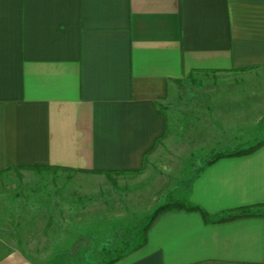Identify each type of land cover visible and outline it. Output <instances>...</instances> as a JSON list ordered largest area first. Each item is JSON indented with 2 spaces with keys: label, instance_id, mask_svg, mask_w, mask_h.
Masks as SVG:
<instances>
[{
  "label": "crops",
  "instance_id": "obj_1",
  "mask_svg": "<svg viewBox=\"0 0 264 264\" xmlns=\"http://www.w3.org/2000/svg\"><path fill=\"white\" fill-rule=\"evenodd\" d=\"M255 70L264 0H0V180L13 190L0 192V264L66 261V211L60 226L23 203L27 167L127 174L187 125L206 140L177 151L191 168L179 198L210 221L163 211L111 264H264V216L214 220L264 203V93L192 95L207 106L190 116L166 106L189 76Z\"/></svg>",
  "mask_w": 264,
  "mask_h": 264
},
{
  "label": "rangeland",
  "instance_id": "obj_2",
  "mask_svg": "<svg viewBox=\"0 0 264 264\" xmlns=\"http://www.w3.org/2000/svg\"><path fill=\"white\" fill-rule=\"evenodd\" d=\"M241 91L264 93V71L194 74L176 83L175 93L168 98L166 106L168 111L183 110L190 116L191 109L196 111L207 106L206 101L191 102L192 95ZM191 127L187 125L186 129L179 130L180 134L175 129L172 135H167L166 146L161 139L138 172L106 173L105 176L65 169L24 170L19 176L23 179L18 192L25 205L38 203L42 211V207H47L48 215H53L60 226L66 211V261L56 256L52 264H103L125 242L130 249L131 243L138 241L134 235L146 223L147 216L168 199L183 194L181 179L190 174L191 168L185 163L187 156L177 155V151L181 153L184 148L183 152H189L190 146L198 147L206 140H199L197 126ZM3 182L0 180V192L11 194V187L3 189ZM86 211L84 219L81 215L79 219L76 212ZM55 251L62 252V246L55 244Z\"/></svg>",
  "mask_w": 264,
  "mask_h": 264
},
{
  "label": "trees",
  "instance_id": "obj_3",
  "mask_svg": "<svg viewBox=\"0 0 264 264\" xmlns=\"http://www.w3.org/2000/svg\"><path fill=\"white\" fill-rule=\"evenodd\" d=\"M158 140H156V143L158 142ZM249 151H251V149H247L244 152H249ZM240 152H243V151H240ZM219 156L220 154L214 155L212 159L208 160V162H211L212 160L218 158ZM145 157L146 156H144V161H143L144 163H145ZM27 168H32L33 170L62 169V167H59V166H32V167H27ZM139 170H135L132 172H138ZM105 173L108 174L110 172L108 171ZM175 208H186L188 210H196L202 214V216L204 217L206 221H210V218H208L209 215L200 206L195 205L191 203L190 201L181 199V198L169 199L164 204L160 205L155 210H153L147 216L146 223L138 231L139 233L134 235L136 236V239H138V241L136 243L134 242L131 243L132 247L130 249L127 247L129 246V243L125 242L121 249L116 250L117 254H115V256L112 257L111 259L104 261L103 264H111L115 260L123 257L127 252L132 251L136 249L137 247L141 246L146 240L147 229L149 225L152 223V221L155 219V217L163 211H166L169 209H175ZM249 216H264V203H258L254 205H245V206H240V207L225 210L221 212L220 214H218L214 220L215 221H226V220H232L236 218L249 217Z\"/></svg>",
  "mask_w": 264,
  "mask_h": 264
}]
</instances>
